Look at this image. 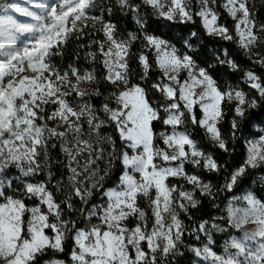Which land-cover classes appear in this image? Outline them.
I'll return each instance as SVG.
<instances>
[{"label": "snow or ice", "instance_id": "obj_1", "mask_svg": "<svg viewBox=\"0 0 264 264\" xmlns=\"http://www.w3.org/2000/svg\"><path fill=\"white\" fill-rule=\"evenodd\" d=\"M28 3L30 7H21L0 0V264H166L182 254L186 233L201 242L190 251L203 264H264V195L233 194L225 215L201 220L191 230L181 218L192 219L191 210L201 204L198 197L215 200L220 192L233 193L250 169L264 168V135L257 133L258 139L247 141L243 164L215 191L188 171L189 166L197 172L221 171L192 129H203L213 147L230 152L218 126L222 105L234 102L235 141L248 111L264 102V76L242 71L227 51H210L214 62L200 67L187 52L144 32L143 47L154 53L160 74L150 86L159 96L150 98L149 89L132 82L129 63L141 37L119 35L117 25L105 20L111 6L102 0ZM141 4L176 24L195 23L199 17L207 35L235 42L264 69V23L253 16L249 0H115L121 11L137 14L143 28ZM217 8L234 22V34L219 23ZM96 10L100 14H93ZM9 12L31 23H21ZM197 35L192 31L188 39L181 37L185 49L194 50ZM86 38L77 47L93 67L82 71L68 64L61 70L54 58L63 57L73 39ZM136 59L142 82L153 63L143 52ZM217 65L242 72L254 95L238 86L219 88L209 71ZM97 98H102L99 104ZM156 123L164 130L157 132ZM109 128L113 135H105ZM58 144L66 158V179L62 173L53 182L51 170L46 181L33 179L50 169L49 145ZM117 161V179L106 186L116 175ZM56 193L63 198L58 200ZM94 196L99 199L93 203ZM216 234L226 237L222 246Z\"/></svg>", "mask_w": 264, "mask_h": 264}, {"label": "trees", "instance_id": "obj_2", "mask_svg": "<svg viewBox=\"0 0 264 264\" xmlns=\"http://www.w3.org/2000/svg\"><path fill=\"white\" fill-rule=\"evenodd\" d=\"M8 3L11 0H7ZM103 3L108 4L113 8L112 14L108 15L105 13V20L111 21L117 25L118 33L122 38H126L127 33L135 32L141 39H138L133 45L132 57L129 60L130 67L132 69V82L142 83L144 87L149 89L150 98H155L159 96V93H154L151 90V84L157 82L159 78V72L155 68L154 64V53L149 52L143 47L144 41L142 39V34L147 32L150 35H155L167 40L172 45L176 46L180 53H185L191 55L198 63L200 67H207L208 64L213 63L215 57L210 56V51L215 50L216 52L223 54L224 51L229 52L230 56L237 60L240 64L242 71L252 70L257 74L264 76V69H261L259 65L253 64L237 47V44L233 41H225L216 37L209 36L205 33L201 26V21L199 17H195V23L188 24H176L163 20V18H157L153 14V10L141 4L140 11L138 13L139 19L143 22V28L137 23V14L131 11L124 10L121 11L117 6H115V0H102ZM223 0H219L222 3ZM133 4H140L141 0H131ZM249 4L252 9V14L256 18L258 23H264V0H249ZM197 10V9H196ZM220 13L219 23L227 26L230 31L234 34V22L222 8H217ZM93 14H100L99 10H96ZM195 31L197 32V37L194 38L195 42L193 44V51H189L184 48L183 40L188 39V33ZM80 43H87V38L84 41L72 40L67 45L63 57H55L54 63L61 68V70H66L68 64L77 65L82 71L85 68L91 69L93 65L88 64L84 59V49H78L77 45ZM80 52V58L75 59L76 52ZM147 54L149 56V61L153 63V69L149 74V78L145 81L140 80V75L142 70L139 66L136 57L141 53ZM223 58V56H222ZM97 74H102L103 69L99 64L95 65ZM210 74L218 82L219 88L222 90H227L229 86H238L239 89L248 93L249 97L254 95V90L249 89L243 78L242 72L232 73L226 66L217 65L213 69H209ZM95 87V85H93ZM101 88L105 85L101 83ZM105 92V95H108ZM102 98H97L95 103L99 104ZM224 116L223 120L218 125L224 139L231 146L230 152H223L211 144V142L205 138L204 130L198 127L192 129V136L198 142V145L211 154L220 165L221 171L219 173H209L207 171H198L193 169L191 166L188 167L189 173H196L204 179L205 182H210L213 185V191L217 187H221L224 183V178L233 172L237 167L243 164L244 159L247 154V141L252 137L256 136L259 131L258 128H264V102H261V106L257 109H250L246 114L247 119L241 123L240 129L237 131V139L235 141L231 138V121L234 117V102H225L222 105ZM197 115H200L197 109ZM155 130L157 132L164 130V126L160 123L155 124ZM105 135H113L111 129H106ZM50 169H45L36 180L41 181L47 180V172L51 170L55 175L53 182L56 179L61 178V174H67V169L64 167L66 163V158L64 154L60 151L59 144L56 148H51L49 145V161ZM121 165L117 161V167L115 169L116 175H113L112 179L107 182L106 186H112L113 182L117 179L120 172ZM260 173H264V168L250 169L249 173L245 175L240 181L239 185L233 190V193L220 192L218 193L215 200H210L204 197H198L201 200L199 209H192L191 216L192 219H188L186 216L181 214V218L184 220L186 227L191 230L194 228L201 220L211 221L215 217L225 215V209L227 206L228 199H230L233 194H241L253 187L254 192L257 195H262L259 189L258 176ZM172 183H177L173 180ZM183 184L184 181H179ZM57 199H62L61 193H56ZM227 198V199H226ZM99 199L98 196L93 197V203ZM219 206V207H217ZM223 239H218L219 244ZM201 242L195 238L193 235L185 234L184 243L180 246V253L175 257L168 258L166 264H199L196 257L190 251V247H201ZM201 264V263H200ZM203 264V263H202Z\"/></svg>", "mask_w": 264, "mask_h": 264}, {"label": "rangeland", "instance_id": "obj_3", "mask_svg": "<svg viewBox=\"0 0 264 264\" xmlns=\"http://www.w3.org/2000/svg\"><path fill=\"white\" fill-rule=\"evenodd\" d=\"M45 2H52V0H45ZM10 3H17V4H19L21 7H30V5H29V3H28V0H11V2ZM198 8H199V5L198 4H196L195 5V9H197L198 10ZM9 14L10 15H13L14 16V18H16L19 22H21V23H31V20L30 19H28V18H24V17H21V16H19L18 14H16V13H12V12H9ZM23 39V38H22ZM182 76L184 75L183 73L181 74ZM258 131H259V134L260 135H264V128H258L257 129ZM255 139H258V136L256 135V136H254V137H252L250 140H255ZM41 163H43V161L41 162ZM36 178L37 177H34L33 179H35L36 180ZM258 182H257V185H259V189L261 190V193H262V195H264V173H260L259 174V176H258ZM254 185L255 184H253V187H254ZM188 188H191V186L189 185V186H187ZM253 187L251 188V189H249V190H247V191H253L254 192V190H253ZM247 191H245V192H247ZM245 192H243V193H241V194H237L236 196H242ZM232 198V197H231ZM230 198V199H231ZM142 206H143V204H142ZM230 231H232L234 234H235V230H231L230 229ZM216 237H217V239H224V238H226V237H224V235L223 234H216ZM222 244H223V240L220 242V245L222 246ZM197 260H198V262H199V264L201 263H203L202 261H200L199 260V258H197Z\"/></svg>", "mask_w": 264, "mask_h": 264}]
</instances>
